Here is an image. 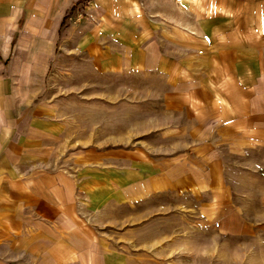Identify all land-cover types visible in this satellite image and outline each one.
<instances>
[{
    "label": "rangeland",
    "instance_id": "obj_1",
    "mask_svg": "<svg viewBox=\"0 0 264 264\" xmlns=\"http://www.w3.org/2000/svg\"><path fill=\"white\" fill-rule=\"evenodd\" d=\"M92 1L78 0L59 31L53 18L48 41L36 40V15L32 32L17 26L9 57L13 26L0 33V83H33L17 91L65 123L68 138L49 164L74 174L81 200L79 226L66 218L17 264H264L263 155L233 164L225 153L209 169L219 193L175 179L207 169L189 152L204 142V17L217 0H118V19L96 17ZM46 46L49 56L39 55ZM154 52L161 63L138 70ZM175 158L188 164H169ZM139 172H168L178 190L125 201Z\"/></svg>",
    "mask_w": 264,
    "mask_h": 264
},
{
    "label": "crops",
    "instance_id": "obj_2",
    "mask_svg": "<svg viewBox=\"0 0 264 264\" xmlns=\"http://www.w3.org/2000/svg\"><path fill=\"white\" fill-rule=\"evenodd\" d=\"M117 1L93 0L94 15L99 17V14L107 13V19H118L113 18V14L118 4L121 7L123 3ZM77 2L0 0V10L4 12H0V33L7 34V26H13L4 46V55H10L17 26L21 28L25 23L32 32L36 15L39 22L36 40L48 41L51 39L47 33L51 20H57L59 31L64 25L61 26L64 17ZM210 3H207L209 14L204 17V25H211L207 33L204 29V142L189 152L207 169L175 179L179 188L185 190L200 187L201 191H208L209 187L216 186L213 189L219 193L222 184L209 169L214 164H225V153L233 154L236 159L233 164H239L237 158L245 155L261 154L264 157V0ZM38 51L41 56H49L47 46L46 50ZM151 55L155 57L154 61L153 58L138 59V70L161 63V54L154 52ZM89 56L95 58L96 54ZM206 70H210L209 73ZM23 85L29 87L33 83H0V264H17L22 249L35 248L33 243L37 241H41L40 249H43L42 241H48L49 229L62 231L66 218L73 228L75 223L76 226L80 223L78 180L57 164H49L52 154L60 150L59 147L63 150L68 138L65 123L58 117L55 121L45 102L35 103L27 93L21 94L24 91L19 93L18 87ZM172 87L177 88V84ZM180 161L175 158L169 164L185 163ZM168 177L171 178L168 172H163L160 177L159 172L150 175L139 172L136 179L123 188V198L128 201L136 194L139 200L161 191H177V184Z\"/></svg>",
    "mask_w": 264,
    "mask_h": 264
},
{
    "label": "trees",
    "instance_id": "obj_3",
    "mask_svg": "<svg viewBox=\"0 0 264 264\" xmlns=\"http://www.w3.org/2000/svg\"><path fill=\"white\" fill-rule=\"evenodd\" d=\"M65 18H66V17H64V19H65ZM63 21H64V20H63ZM63 21H62V23H61V26H62V25H63V23H64Z\"/></svg>",
    "mask_w": 264,
    "mask_h": 264
}]
</instances>
